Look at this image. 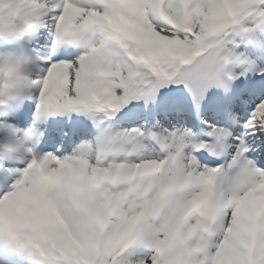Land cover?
<instances>
[{
	"label": "snow or ice",
	"instance_id": "snow-or-ice-1",
	"mask_svg": "<svg viewBox=\"0 0 264 264\" xmlns=\"http://www.w3.org/2000/svg\"><path fill=\"white\" fill-rule=\"evenodd\" d=\"M0 264H264V0H0Z\"/></svg>",
	"mask_w": 264,
	"mask_h": 264
}]
</instances>
